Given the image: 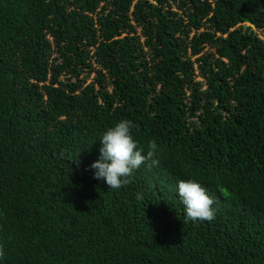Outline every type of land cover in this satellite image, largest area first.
<instances>
[{"label": "trees", "instance_id": "obj_1", "mask_svg": "<svg viewBox=\"0 0 264 264\" xmlns=\"http://www.w3.org/2000/svg\"><path fill=\"white\" fill-rule=\"evenodd\" d=\"M261 9L0 0V264H264ZM122 119L159 164L109 189L90 165ZM181 179L214 220L184 223Z\"/></svg>", "mask_w": 264, "mask_h": 264}, {"label": "clouds", "instance_id": "obj_2", "mask_svg": "<svg viewBox=\"0 0 264 264\" xmlns=\"http://www.w3.org/2000/svg\"><path fill=\"white\" fill-rule=\"evenodd\" d=\"M134 127L132 120L122 119L104 131L99 139L100 156L90 168L95 170L94 177L103 180L109 189H119L130 183L134 170L139 169L146 161L151 160L152 165L159 164V160L154 158L157 153L156 141L148 143L145 155L144 147L132 135ZM178 195L185 206V224L215 219V209L212 207L215 201L196 180L181 179L178 182ZM136 198L143 200V195L138 193Z\"/></svg>", "mask_w": 264, "mask_h": 264}, {"label": "rangeland", "instance_id": "obj_3", "mask_svg": "<svg viewBox=\"0 0 264 264\" xmlns=\"http://www.w3.org/2000/svg\"><path fill=\"white\" fill-rule=\"evenodd\" d=\"M176 9V8H175ZM251 25L250 23H244V26H248ZM253 27V29L260 35V37H262L264 39V30L263 29H258L255 26L251 25ZM209 47H206L204 50L207 51L209 50ZM204 52V51H203ZM198 55L193 56V59H196ZM198 65V63L196 64ZM95 77V73H91V76L88 78V82L92 81ZM198 79H203L202 77H198Z\"/></svg>", "mask_w": 264, "mask_h": 264}, {"label": "water", "instance_id": "obj_4", "mask_svg": "<svg viewBox=\"0 0 264 264\" xmlns=\"http://www.w3.org/2000/svg\"><path fill=\"white\" fill-rule=\"evenodd\" d=\"M251 24V23H250Z\"/></svg>", "mask_w": 264, "mask_h": 264}]
</instances>
